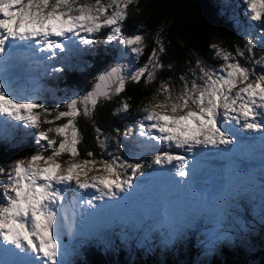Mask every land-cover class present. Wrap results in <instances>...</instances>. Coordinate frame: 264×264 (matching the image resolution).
<instances>
[{
  "label": "snow or ice",
  "instance_id": "obj_1",
  "mask_svg": "<svg viewBox=\"0 0 264 264\" xmlns=\"http://www.w3.org/2000/svg\"><path fill=\"white\" fill-rule=\"evenodd\" d=\"M244 2L251 22L244 47L233 53L211 44L223 63L209 68L198 59L193 78L182 75V86L175 94L173 85L161 81L155 96L162 99L140 110L136 132L143 138L140 151L130 150L127 158L120 155L124 146L117 129L113 138L116 151L104 159L103 154L98 158L92 151L81 156L78 119H92L101 99L123 93L128 81L144 79L149 83L156 79L157 70L164 67L160 61L166 51L163 29L156 34V47L147 62L133 67L128 56L139 59L146 37L127 35L122 28L129 7L139 5V0H0V69L16 58L46 54L45 59L53 60L61 53L79 50L80 45H95L97 34L105 29V43L116 41L124 49L120 62L100 74L91 91L74 95L55 108L24 95L0 73V125L16 122L35 129L40 146L32 155L0 166L4 184L0 264H66L61 226L67 224L71 230L77 216L106 214L97 205L105 198L112 202L106 205L108 209L139 208L151 202V210L142 211L155 222L145 230V238L153 230L168 228V242L194 223L201 210H215L221 202L231 206V200L249 191L259 195L264 212V174L251 188L232 187L236 174L232 168L218 177L212 188L201 187L197 181V155L208 150L223 155L236 152L244 147L239 145L238 131L259 134L264 155V54L256 58L254 51L257 43L264 47V0ZM257 27L254 40L251 33ZM63 70V66L52 69ZM130 108L128 100H123L117 111ZM95 131L98 144L106 150L110 137L98 126ZM131 132L129 129L123 135L128 137ZM149 151L154 153L150 161L145 158ZM172 204L187 209L181 212L177 226L169 222Z\"/></svg>",
  "mask_w": 264,
  "mask_h": 264
},
{
  "label": "trees",
  "instance_id": "obj_2",
  "mask_svg": "<svg viewBox=\"0 0 264 264\" xmlns=\"http://www.w3.org/2000/svg\"><path fill=\"white\" fill-rule=\"evenodd\" d=\"M217 1L139 0V5L129 7V16L124 21L122 31L127 35H145L146 48L140 61L147 62L152 49L156 47V34L163 29L161 36L166 51L160 55V61L164 67L157 70L154 81H128L123 93L114 95L111 99H101L92 119L83 116L78 119L82 133L79 145L82 157L92 151L98 158L103 154V158L108 159V153H115L117 148L113 139L117 136V129L120 130V143L125 148L124 151L121 149L119 154L129 156L127 147L132 146L136 136L137 121L142 114L140 110L143 105L154 101L161 81L173 85L175 94L182 86V75L187 76L189 80L193 78L192 69L198 59L209 68L218 67L223 63L216 58L211 44H220L233 53L237 47H244L249 31L245 21L241 17L223 12ZM107 32L108 29H105L97 34V43L91 45L85 55L80 57V63L76 61L73 67L65 66L61 74L48 78L50 85L55 86V82H58V88L63 92L79 93L92 90L97 77L117 63V48L104 41ZM251 35L255 40V31H252ZM254 51L256 58H259L264 54V47L257 43ZM241 63H245L242 58ZM259 70L257 66V72ZM51 95L44 103L46 107L55 108L64 104H58ZM123 100H128L131 105L128 112L117 111ZM61 122L63 121L57 123ZM97 126L103 135L110 137L106 150L102 149L96 140ZM129 129H132V132L125 137L123 133ZM28 139L25 143L13 146L0 140V166L32 155L36 151L33 147L34 140ZM240 203L245 204V201L240 200ZM134 224L136 223L125 224L115 220L109 229L94 232L95 235L90 238L83 237L74 226L72 233L75 235L71 244L78 254L72 257L70 264H264L263 228L252 230L257 235L248 247L243 243L232 244L230 241L206 245L201 242L200 236H193L194 231L187 228H183L181 236L173 243L168 242L163 228L149 232L145 238V230L154 224L149 223L144 227L143 233L141 229L136 230ZM245 227L249 229L247 225ZM123 236L126 239H123ZM106 239L110 242L107 248L103 245ZM84 240L88 242L79 249V244ZM130 248L134 258L132 260L128 256Z\"/></svg>",
  "mask_w": 264,
  "mask_h": 264
},
{
  "label": "rangeland",
  "instance_id": "obj_3",
  "mask_svg": "<svg viewBox=\"0 0 264 264\" xmlns=\"http://www.w3.org/2000/svg\"><path fill=\"white\" fill-rule=\"evenodd\" d=\"M83 2V0H82ZM220 6L222 7L223 12L229 14L230 16L234 15L237 17H241L246 25L251 23L248 20V13L246 11L247 5L245 4L244 0H218L217 1ZM124 25V23H123ZM258 34V27L255 31ZM112 47H116L118 51L117 55V62H120L122 54H124L123 46L120 45L118 42L114 41L110 43ZM91 46H84L80 45L79 50L75 48L68 53H61L57 58V63H52L54 60H47L43 63L40 57H44V55H39V57L31 58L35 60L33 64L28 63L29 59L24 58H16L12 61L17 60L18 65H6L10 68H3L0 70L8 81L13 84L14 88L21 89L24 92V95L35 97L36 102L38 103H45V101L49 98L48 96L51 95L58 104L66 103L67 99L73 97L74 95H83L89 91H81L79 93L76 92H63L59 90L58 86L60 85L58 82H55V86L50 85V83L46 80L45 76L49 75H57L61 74L62 72H53L52 69L56 67H61L65 63L66 66L73 67L76 64V61L80 63V57L85 55L86 51L89 50ZM77 54L79 55L78 59L75 62H72V58L76 57ZM141 56L139 59H133L131 56H128V60H130L133 64V67H141L146 62L140 61ZM42 61V63L40 62ZM30 64V65H29ZM65 68V67H64ZM162 99V97L157 98L155 97L152 103H156ZM15 125V126H14ZM138 130V124L136 127V132ZM35 133L36 130L33 128H25L16 122H8L6 126L0 125V140L5 141L6 143L13 145H17L20 143H25L29 141L28 138H33L34 145L33 147L37 150L40 146L37 145L35 140ZM143 139L138 137L137 135L134 138L132 146H128V150L135 149L136 151H140L139 148V141ZM125 148H122L124 151ZM154 153L149 151L145 154V158L147 160H151ZM127 158V156H126ZM63 159H67L65 156ZM6 178V177H5ZM254 182H259L258 180L253 181L248 187L251 188ZM4 184L3 178H0V196H2ZM92 191V190H89ZM238 197H243L248 203H250L252 210L250 212L247 209L246 205L239 204L234 200L230 201L231 206H224L223 202L216 206L215 210H201V213L197 216L194 223L190 226V230H193V236H200V240L204 244H219L225 241H230V243H243L246 246L252 245V241L257 235L255 231L260 228L264 229V212H262L261 208V201L260 197L257 193L249 191L243 193ZM106 201L108 198H105L104 201H98L97 205L100 207V204L103 202L105 203L104 209L106 214H102L99 216L89 217L84 216L76 217L75 226H78L77 232L80 234L90 235L91 230L99 231L105 228L106 225H110L111 221L115 218L124 219L127 223L131 222V220H144V218L151 219L150 217L143 216L142 211H150L152 208L151 202L145 203L141 205L139 208H119V209H108L106 208ZM187 209H182L178 204H172L169 206V222L172 226H177L178 221L180 220L181 212H186ZM190 218V217H189ZM160 219H163L161 215ZM146 221V220H144ZM139 228L141 227V223H138ZM243 225V226H242ZM247 225L249 229L245 227ZM239 232L237 233L236 230ZM87 229H91L87 232ZM142 229V228H141ZM169 232L170 229L166 228ZM87 232V233H86ZM261 233V231H260ZM182 232L178 234L171 242L178 240L181 236ZM71 236L69 239H71ZM68 239V240H69ZM100 239V238H99ZM126 239V238H124ZM213 240L214 243H210L209 241ZM127 242H131L130 240H126ZM68 242V241H67ZM104 247L107 248L110 246V242L108 239L104 240L103 243ZM114 246V244L112 245ZM63 247L67 249V256L64 257L66 264H70L72 257L77 254L78 252L73 248V246L63 244ZM129 258L130 260L134 259L132 254V248L129 249ZM184 259V258H183Z\"/></svg>",
  "mask_w": 264,
  "mask_h": 264
},
{
  "label": "bare ground",
  "instance_id": "obj_4",
  "mask_svg": "<svg viewBox=\"0 0 264 264\" xmlns=\"http://www.w3.org/2000/svg\"><path fill=\"white\" fill-rule=\"evenodd\" d=\"M34 61H35V60H32V59L30 58V59L28 60V63L33 64ZM9 63H10V65H18V61H17V60H15V61H10ZM9 63H8V64H9ZM8 64H7V65H8ZM29 65H30V64H29ZM4 67H7V66H4ZM4 67H3V68H4ZM0 70H1V69H0Z\"/></svg>",
  "mask_w": 264,
  "mask_h": 264
},
{
  "label": "water",
  "instance_id": "obj_5",
  "mask_svg": "<svg viewBox=\"0 0 264 264\" xmlns=\"http://www.w3.org/2000/svg\"><path fill=\"white\" fill-rule=\"evenodd\" d=\"M61 236L67 237V231L66 230H60Z\"/></svg>",
  "mask_w": 264,
  "mask_h": 264
}]
</instances>
